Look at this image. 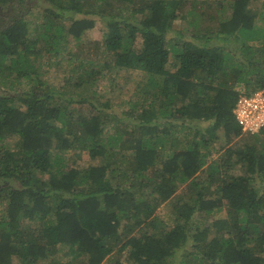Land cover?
<instances>
[{
  "label": "trees",
  "instance_id": "1",
  "mask_svg": "<svg viewBox=\"0 0 264 264\" xmlns=\"http://www.w3.org/2000/svg\"><path fill=\"white\" fill-rule=\"evenodd\" d=\"M34 1L0 0V141L18 138L0 152V179L8 183L0 190L11 184L0 219V264H102L106 257L125 264L126 248L127 264H264V142L227 148L223 165L244 168L230 180L215 162L206 177L202 169L217 131L227 143L244 133L234 87L264 89V21L257 25L251 0H36L43 10L35 34L26 18ZM97 19L107 31L95 44L110 61L99 67L98 47L79 45L69 52L77 74L65 85L76 79L80 92L48 86L47 79L40 85L49 65L63 64L68 35L81 40ZM177 20L194 27L189 36L178 32V41L168 38ZM233 43L242 56L232 63ZM111 65L149 74L137 85L142 101L123 115L81 93ZM17 80L29 89L8 90ZM81 150L107 160L81 169L69 164L66 152ZM182 183L189 196L174 198L168 228L158 203ZM225 202L227 217L201 223ZM60 250L65 260L55 256Z\"/></svg>",
  "mask_w": 264,
  "mask_h": 264
},
{
  "label": "rangeland",
  "instance_id": "2",
  "mask_svg": "<svg viewBox=\"0 0 264 264\" xmlns=\"http://www.w3.org/2000/svg\"><path fill=\"white\" fill-rule=\"evenodd\" d=\"M262 1L263 0H251L248 6L251 14L257 15L256 22H257V25L261 27L263 26V21H264V4L262 3ZM32 5H33L32 9L26 18L28 22L30 21L31 23L30 29L32 33L35 34V28H34L33 22L42 21L41 19H39V16H41L42 14L43 7L39 6L36 3V0L32 3ZM189 9H190V4L186 6V10H189ZM207 11L213 12L215 15V20L219 21V15L221 13L219 10L217 11L215 8H212V9H208ZM129 14L131 13L127 12L126 15H129ZM3 16H4V11L0 12V18H3ZM135 18L137 20V19H140L141 16L136 15L134 16V18L132 17V20L135 21ZM173 26H174V31L169 32L168 38L174 39V40L176 39L177 41L181 37V35H179L178 32H181L182 35L189 36L190 32L188 31H191L194 29L192 24H190L186 20L185 21L177 20L174 22ZM106 31H107V28L105 24L103 23V21L97 19L95 22V25L91 29L85 32L81 40L75 39L73 36L68 35L67 50H65L64 52L63 64L55 65V63H52L51 65H49L48 74H45L42 77V81H40V85H42L43 82H45L44 80L47 79L49 81L48 86H55L56 88L62 87L63 85L66 86L65 84L70 79V76L77 74L76 70H77V64H78L77 61L73 62L70 60L73 56L69 52H75L78 49L79 45H84L85 47H91V46L95 48L96 46L98 47L97 49H99L100 53L97 58L101 59L99 67L105 64L106 60L110 61L109 56L105 55L102 47H99L98 45L95 44V42L102 43L105 40ZM181 38L183 39V37ZM135 43H136V46H138L141 43V38L139 37ZM254 43L258 44V42H254ZM237 46H238L237 43L231 44V47L236 51V55L233 53L234 55L230 58L232 63L235 62L238 57L239 59H241L240 57L242 56V51H239ZM245 59L246 57L244 58V60ZM104 73L105 74L99 77V80L94 84V86H92L91 84H88L87 86H85L87 89L85 88L84 90H82L81 93H85L91 96L92 99L96 100L99 104L109 101L112 106L118 107L117 110L119 111L120 115H123V112L128 110L135 103L142 101V99H139V97H137L136 95L137 87H138L137 85L145 81L146 78L149 77V74L141 70L131 71V70L122 69L114 65H111L110 68H108L107 70H104ZM248 78L249 80L252 79L250 75L248 76ZM71 80L72 82L66 86L67 91L70 94L79 93L80 88H77L74 85V82H76V79H71ZM9 85L10 86L8 87V90L12 92H15V91L24 92L27 89H29V84L25 80H17L13 82L12 84L9 83ZM253 88H254L253 84H247V83L242 82L240 84H237L236 87H234V90L240 91L241 92L240 95H242L243 93L245 94L251 93L250 91ZM86 109L87 108L85 107L84 110L86 111ZM89 110L90 108H88V111ZM197 124H198L197 126L201 129H204L206 126V123H203V122L200 124L199 123ZM112 132L114 131L112 130ZM191 134L193 136H197V133L195 130H192ZM220 134L221 132L217 131V133L215 134V135H218L217 138L211 143L210 147L208 148V150H210L211 153L209 154L207 158L206 164L202 168L203 174H204L203 177L204 176L206 177L210 172L209 164L211 162H215V164H219L222 167L221 169H223L225 173L230 175V177L228 178L230 180L231 176L244 173V168L239 164L234 165L232 163L234 161H231V167L226 168V166L223 165L224 161H223L222 154L226 153V150L229 147L236 150V149H242L245 145H247L246 143L248 142H257V143L264 142V134H261V133L253 134V133L244 132L241 136L237 138H233L232 141L228 143L225 142L222 136L220 138ZM17 140H18L17 136H8L2 142L0 141V152L4 153L3 146L11 147L12 149L15 148ZM202 150L204 152L207 151L205 150L204 147L202 148ZM57 151L58 150L56 149L55 152ZM75 152L76 151H68L66 152L65 156L69 164H72V165L74 164V166L79 167L80 169L86 168L87 166H91V165H99L101 163L99 159H91L88 152L85 150L78 151L77 153ZM233 155H234V158H236V155L235 154ZM113 159H118V157L111 158V160ZM106 160L107 158H105V161ZM105 161L104 162L102 161L103 163L101 164H104ZM42 176L43 178H48L49 173H46ZM6 184L8 183H5V180L0 179V187ZM188 185L189 184L187 183L180 184L178 186L177 192L175 193V196L171 200L158 203L156 214L159 213V217L162 219V221H167L166 225L168 228L174 223L173 222V218H174V212H173L174 206L173 205H174V202L176 201L175 199H177V197L179 196L182 198L189 196V192H188L189 186ZM9 186L7 185L8 188L4 191L0 190V197H1L0 198V219L5 214V209L7 207V203H8L7 193L9 192L11 188ZM254 189L259 193L260 191H262L263 186L261 184H255ZM211 193H212L211 194L212 198H214L215 192H211ZM228 215H229V212H228V206L226 203L222 209L220 210L218 209L217 212L215 213H212L210 215L204 213L203 217H201V223L204 225H208V224H211L213 221L219 218H225ZM213 235L215 234L210 233L209 237H207L208 242L209 240L212 239ZM127 252H128V249L126 248V250L123 251V254H122L123 255L122 260L125 262V264L128 263L127 261H125L127 257V254H126ZM55 256L63 260L67 258L65 255H63V251L61 250L58 251ZM73 257L74 256L72 254L69 255V258H73ZM179 259H180V255L176 254V258L174 261L178 262ZM109 261H110L109 258L106 257L105 260H103L102 264H110ZM18 263L19 262L16 260V264ZM194 263L196 264L198 262H194Z\"/></svg>",
  "mask_w": 264,
  "mask_h": 264
},
{
  "label": "built area",
  "instance_id": "3",
  "mask_svg": "<svg viewBox=\"0 0 264 264\" xmlns=\"http://www.w3.org/2000/svg\"><path fill=\"white\" fill-rule=\"evenodd\" d=\"M234 114L246 133H258L264 129V89L239 96Z\"/></svg>",
  "mask_w": 264,
  "mask_h": 264
},
{
  "label": "clouds",
  "instance_id": "4",
  "mask_svg": "<svg viewBox=\"0 0 264 264\" xmlns=\"http://www.w3.org/2000/svg\"><path fill=\"white\" fill-rule=\"evenodd\" d=\"M259 90H260V89H259ZM256 91H257V90H256ZM254 92H255V91H254ZM254 92H253V93H254ZM250 94H251V93H250ZM234 115H235V114H234Z\"/></svg>",
  "mask_w": 264,
  "mask_h": 264
}]
</instances>
